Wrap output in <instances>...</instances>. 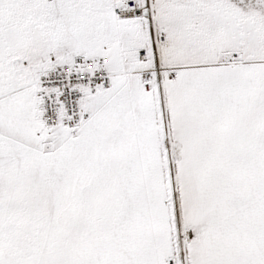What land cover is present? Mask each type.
<instances>
[{
    "label": "snow or ice",
    "instance_id": "obj_1",
    "mask_svg": "<svg viewBox=\"0 0 264 264\" xmlns=\"http://www.w3.org/2000/svg\"><path fill=\"white\" fill-rule=\"evenodd\" d=\"M0 264H264V0H0Z\"/></svg>",
    "mask_w": 264,
    "mask_h": 264
}]
</instances>
